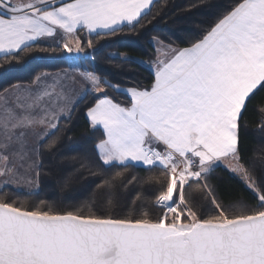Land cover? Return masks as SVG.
<instances>
[{"label":"snow or ice","instance_id":"snow-or-ice-1","mask_svg":"<svg viewBox=\"0 0 264 264\" xmlns=\"http://www.w3.org/2000/svg\"><path fill=\"white\" fill-rule=\"evenodd\" d=\"M155 0H0V57L18 59L52 38L69 56L95 50L96 41L138 32ZM151 21H148L150 23ZM84 33L87 44L81 40ZM154 80L147 88L121 89L96 71L37 75L31 86L0 92V186L40 187L44 141L59 121L91 92L87 108L94 145L104 168H119L96 185L111 209L128 166L160 169L144 183L159 185L156 216L135 211L140 191L123 215L101 214L95 199L54 208L0 198V264H264V179L242 163L240 131L245 113L264 93V0H233L216 22L187 47L153 36ZM46 51L47 49H40ZM110 59L131 60L123 52ZM108 89L128 94L127 103ZM13 93L11 100L9 94ZM264 113V96L254 104ZM244 122V123H242ZM264 132V120L257 126ZM218 166L239 175L256 198L223 204L208 183ZM162 177V179H161ZM197 196L200 203H197ZM207 206V210L206 209Z\"/></svg>","mask_w":264,"mask_h":264},{"label":"trees","instance_id":"trees-1","mask_svg":"<svg viewBox=\"0 0 264 264\" xmlns=\"http://www.w3.org/2000/svg\"><path fill=\"white\" fill-rule=\"evenodd\" d=\"M232 3L233 0H155L150 13L142 21L145 24L142 30L130 33L125 29L113 38L99 41L91 37L96 42L95 50L85 48L86 55L76 57L86 63L89 70L96 71L113 84H118L121 89L150 87L154 73L147 62L155 58L153 43H149L150 38L156 36L174 47H187L191 41L200 38ZM79 35L86 45L89 37L84 33ZM112 52H123L134 58L135 62L110 59L109 53ZM71 62L62 48H57L55 43L49 42H39L32 52L19 53L18 59L0 57V92L16 83H32L37 75L67 68ZM108 95L120 103H127L129 100L122 91L108 89ZM260 96H264V93H258L245 113L247 127L241 128L239 144L242 163L258 180L264 179V132L256 130L264 120V113L254 108ZM96 98L98 97L91 92L85 95L74 106L70 115L60 119L58 130L44 141L45 145L53 140L56 143L51 150L43 148L39 189L27 191L2 186L0 198L15 200L29 208L43 200L59 209L79 206L95 199V209L98 212H110L119 216L128 211L131 198L140 191L142 198L135 205V211H147L152 216L160 213V209L152 203L159 191V185L155 182L144 183L150 176L159 177L160 169L148 171L144 167L129 165L123 182L127 184L133 176L137 180L129 185L127 190L121 187L118 201L111 209L99 196L93 198L96 185L102 179L122 170L104 168L96 159L94 145L102 138V132L99 129L92 130L86 117L87 108L95 103ZM207 179L223 204H237L243 201L250 206L256 205L255 195L245 182L224 166L216 167ZM196 199L197 203H200L198 196Z\"/></svg>","mask_w":264,"mask_h":264},{"label":"crops","instance_id":"crops-1","mask_svg":"<svg viewBox=\"0 0 264 264\" xmlns=\"http://www.w3.org/2000/svg\"><path fill=\"white\" fill-rule=\"evenodd\" d=\"M40 42L55 43V41H54L52 38H45V39H42ZM55 44H56V43H55ZM153 46L155 47L154 44H153ZM154 59H155V58H154ZM154 59H153L152 61H154ZM152 61L147 62V65H148V67L150 68V70L154 73V69H153V67H152V63H151ZM77 70H79L80 72H83L82 67H81L79 64H77V62H75V61L72 60L71 65H70L69 67H67V68L60 69V70L53 71V72H43V73H41V74H44V73H48V74H50V75L47 77V80H46V82H48V83H51V81H52V77L55 76V75L58 74V73H59V74H62V73H64V72H68V73L71 74V75H76V81H77V83H76V85H75V92H74V95H75V94H77V93L80 92V85L83 83V81L80 79V77H79L78 74H77ZM39 75H40V74H39ZM16 84H19V85H21V86H31V87L35 88V85H33L32 83H16ZM16 84H13V85H16ZM13 85H11V86H13ZM11 86L8 87L7 89H11ZM122 89H127V88H122ZM2 92H3V91H2ZM122 92H123V91H122ZM123 93H124L125 95L128 96L127 93H125V92H123ZM12 95H13V93L10 92V94H9V98H10V100H11ZM83 97H84V96H83ZM128 98H129V97H128ZM80 100H81V99H80ZM80 100H79V101H80ZM79 101H78V102H79ZM78 102H77V103H78ZM77 103H75V105H76ZM75 105H74V106H75ZM74 106L71 107V111H70V113L72 112ZM70 113H68V114H67L66 116H64V117H67L68 115H70ZM64 117H62V118H64ZM86 117H87L88 121L90 122L89 117L87 116V111H86ZM99 130L102 132L101 129H99Z\"/></svg>","mask_w":264,"mask_h":264},{"label":"rangeland","instance_id":"rangeland-1","mask_svg":"<svg viewBox=\"0 0 264 264\" xmlns=\"http://www.w3.org/2000/svg\"><path fill=\"white\" fill-rule=\"evenodd\" d=\"M65 54V53H64ZM65 56L67 57V58H69L71 61L73 60V61H75V62H77V64H79L81 67H82V69H83V71H91V70H89V67H88V65L86 64V63H84V62H82V60L81 59H79V58H77L76 56H69V55H66L65 54ZM231 172V171H230ZM231 173H233V172H231ZM233 174H236V173H233ZM236 175H238V174H236ZM10 186V185H9ZM0 187H2V186H0ZM13 187V186H12ZM14 188H16V187H14ZM18 189H23V190H27V191H36V190H30V189H28L26 186L25 187H22V188H18Z\"/></svg>","mask_w":264,"mask_h":264}]
</instances>
